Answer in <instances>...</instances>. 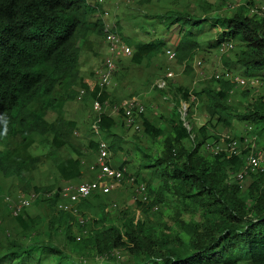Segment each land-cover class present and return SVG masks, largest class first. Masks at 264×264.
I'll list each match as a JSON object with an SVG mask.
<instances>
[{
	"label": "trees",
	"instance_id": "trees-1",
	"mask_svg": "<svg viewBox=\"0 0 264 264\" xmlns=\"http://www.w3.org/2000/svg\"><path fill=\"white\" fill-rule=\"evenodd\" d=\"M151 1L136 0L139 5ZM228 2L216 0L215 10H222ZM263 9L264 0H247L225 16H212V22L190 11L168 10L154 16L167 38L146 43L124 38L132 50L130 62L147 67L162 53L173 32L177 39L173 50L176 64L187 65L197 51L217 50L221 44L230 43L231 58L220 55L225 71L244 79H259L264 71ZM98 10L86 0H0V143L7 147L0 148V179H14L20 194H39L34 204L42 205L44 210V215H38L37 211L21 209L12 218L18 234L29 240L42 225L48 234L61 235L73 254L88 257L92 263L107 264L103 261H112L113 253L122 251L132 264H264V173L248 175L243 193L237 182L229 184L227 178L239 170L242 155L200 153L205 151L206 143H227L224 137L233 122L247 123L264 133L263 97L236 110L230 101L237 85L223 78L202 80L196 91L185 87L168 90L172 106L166 118L160 116L159 128L140 118L142 134L160 142L154 154L136 150L133 178L143 184L146 201H136L135 206L142 215L157 206L168 207L170 213L157 228L127 216V209L119 212L112 224L101 202L95 206L98 216L87 228L85 213L92 209L91 201L97 200V194L80 200L76 215L56 209L60 202L56 193L40 198L58 189L59 182L93 180L88 174L95 153L92 136L86 134L83 142L76 141L75 122L60 114L65 103L76 101V89L80 90L78 102L83 105L96 96L97 87L88 89L87 80L79 76L77 43L89 35L102 36L101 20H86ZM248 91L244 89L241 95L247 96ZM107 98L103 90L98 101L103 103ZM180 102L203 114L206 124L195 127L186 110L187 131L180 120ZM47 114L56 116L47 122ZM96 119L100 136H111L116 142V136L110 133L114 120L101 114ZM13 144L25 151L36 144L45 152L43 156L13 162L9 150ZM108 149L116 153L111 144ZM41 159L49 166L51 183L45 186L33 184L32 164ZM124 165L118 163L115 167ZM77 234L80 237L75 239ZM30 243L39 250L34 252L14 239L8 241V248L0 253V264H41L43 257L70 264L47 241Z\"/></svg>",
	"mask_w": 264,
	"mask_h": 264
},
{
	"label": "rangeland",
	"instance_id": "rangeland-1",
	"mask_svg": "<svg viewBox=\"0 0 264 264\" xmlns=\"http://www.w3.org/2000/svg\"><path fill=\"white\" fill-rule=\"evenodd\" d=\"M89 4H95L99 10L98 14L87 16L86 19L89 21H94L95 19H101L102 22L107 24H117L120 27V34L124 38H128V40L132 41V43L141 42L146 43L152 40L163 39L167 37L162 33L161 27L157 24L149 25L150 22L155 23L153 20H150V15L154 13L163 14L168 10H180L183 9L185 11H190L191 14L197 18H212L215 15V1L216 0H183L180 2H174L170 0H165L160 3H152L149 5H138L136 0H86ZM247 0H229V7L224 4L222 10L218 11L216 15L225 16L228 12H231L237 7V5L246 2ZM258 5H261L260 1H255ZM206 6H209L207 8ZM207 8V9H206ZM90 38V42H79L80 51H79V62H78V70L83 72V67L92 62H98L101 55H103V45L101 42V38L93 35L88 36ZM88 38V39H89ZM87 39V40H88ZM168 42L174 43L176 41L175 34L172 32L169 34L167 39ZM230 44V43H228ZM232 46V44H230ZM171 47L167 46V49ZM167 49L163 52L153 63V65L144 69L143 67H136L131 65L129 58L125 56H118L115 65H114V77H112L111 83L105 86L104 89L108 92L109 101L112 104L118 105L122 102L130 99L131 97L136 98L140 104L143 106L144 113H147L148 118L150 120H162L161 117L166 116L169 113L171 102L162 99L158 94L154 93L151 89L152 84L155 81L162 79L163 77H168L169 87L173 86H185L190 88H195L200 80L201 76L203 78H207L213 74H218L221 67L220 54L227 55L231 58V48L230 52H223L215 50V51H205V52H197L194 55L190 68L192 71L191 77L183 74L182 66L177 65L173 59L167 60L166 57ZM93 56H90V54ZM166 55H165V54ZM199 62L198 66L195 63ZM195 67V68H194ZM88 68V67H87ZM96 64L92 67V69H96ZM80 75V74H79ZM92 84V83H91ZM249 89L247 96H242L241 92L244 89ZM262 96L264 101V73L263 77L257 81L252 87L250 86H237L233 89L231 95L232 106L236 108V110H241L244 108L249 102L253 99ZM107 102V103H108ZM109 106V104H108ZM187 106V114H192V107L188 108ZM197 111V110H196ZM105 112H108V108H105ZM96 112L91 108V103H87L83 105L79 103L76 99L74 102H67L62 108L61 114L66 118L71 119L75 122L76 129L74 132V137L76 141H84L82 137L88 134L89 124L92 121V118ZM198 112H194L191 119L194 122V125L203 124L205 119L201 117ZM55 114L46 115L45 120L47 122L52 121L55 118ZM161 116V117H160ZM116 119V117H114ZM185 120V119H184ZM187 120V119H186ZM185 120V121H186ZM187 122V121H186ZM117 126L115 132L120 136L121 139L128 138L132 140L133 144H124V143H115L110 139H106L104 142L107 144H111L112 147L117 152L116 154H110L109 163L110 165H116L118 161H124L125 163V172L122 181L112 186L113 189L106 195H97V200L91 201L92 209L89 210L88 213H85V219L88 223L86 224L87 228H91L92 219L98 216V210H96L95 206L97 203L101 202L106 207V211L111 218L112 224H114V219H116L117 214L125 209L128 211V215H133L134 218H139L145 222V224L152 228H157L159 223L163 221L165 216L170 213L171 210L165 206H157L154 210L152 209L146 215L139 214L135 202L139 201L141 197V191L137 188L141 184V182L136 179L134 181L133 174L137 167V159L138 155L136 150L142 149L141 151L147 154H154L158 151V143L155 141L153 144H150V141L145 136H141L140 133H132V129L126 128L122 126V121L120 118L116 120ZM120 127V128H119ZM141 132V131H140ZM208 134L212 135L213 131L209 128ZM230 138L233 137L235 141H241L243 139H251L253 140V144H248L247 148L241 150L243 147L240 146L239 149L242 151V160L244 159V154L246 155L249 151L258 152L261 159L264 161V133H258L254 127L249 124H245L243 122H235L231 129L226 133ZM118 140V139H117ZM122 141V140H121ZM14 145V144H13ZM221 145V144H216ZM239 145V144H235ZM253 145V146H252ZM222 147V146H221ZM1 149H6L5 143H0ZM11 158L13 162H19L21 160H27L36 158V156H43L45 150L41 149L38 145H33L28 150H23L18 146H10L9 147ZM140 151V150H139ZM200 153L202 155H208L209 153L201 150ZM87 154V153H86ZM111 157V158H110ZM91 158V155H90ZM121 159V160H119ZM43 161V162H42ZM32 175L34 178V185L37 186H45L51 183L50 175H49V166L46 164V160L41 159L39 162H35L32 164ZM144 172L140 173V176L143 177ZM233 172L229 173L227 178L229 184L234 183V179L232 178ZM87 180V179H82ZM78 180L77 182H59V187L64 186L66 184H81L86 181ZM79 181H82L79 183ZM248 182V178H244L243 180L237 182L240 186L242 192H245V187ZM155 184V183H154ZM19 195L18 188L16 186V182L14 179H0V253H2L6 248H8V241L14 239L17 242L24 244V246L30 247V249H34V252L39 250L38 246H35V243L31 244L30 242L42 243L47 241L51 246L57 247L62 253L63 258L69 259V263H79V264H101V263H92L88 262V257H80L78 254H73L68 247L65 246L62 240L61 235L48 234L42 225L37 227V230L33 235L30 236L29 240L25 236H20L14 227V222L12 218L14 217L13 209H11V203L14 202ZM5 198L9 201L6 202ZM40 198H46L45 196H40ZM90 199H96L90 198ZM166 201L169 202V198L165 197ZM242 199L244 197L242 196ZM33 202H29L26 207L30 210L31 213H35L37 211L38 215H44V210L42 205H35ZM84 219V218H83ZM110 224V223H109ZM44 225V224H43ZM80 236L75 235V239ZM45 244V243H44ZM112 261L105 260L108 262L107 264H132L131 258H129L125 252L116 251L112 255ZM41 264H66L63 260L59 261L55 258L43 257L41 258ZM82 260H85L86 263H82ZM103 264V263H102Z\"/></svg>",
	"mask_w": 264,
	"mask_h": 264
},
{
	"label": "built area",
	"instance_id": "built-area-1",
	"mask_svg": "<svg viewBox=\"0 0 264 264\" xmlns=\"http://www.w3.org/2000/svg\"><path fill=\"white\" fill-rule=\"evenodd\" d=\"M227 6L229 7L228 3ZM106 45L108 50V56L104 58L103 61V69L100 73L99 77L97 78V86L99 90L106 86L110 78L112 76L113 71V56L116 54L121 55H128L130 53L129 49L125 47L114 34H107L106 37ZM232 46L228 43H223L220 45L218 50L223 53L230 50ZM173 57V54L170 53L168 55V59H171ZM214 79L223 78L224 80H228L238 86L245 87L250 86L252 87L255 83L257 84V80L255 79H249V80H243V79H237L236 77H233L228 72L218 73L213 75ZM156 88L161 89L165 86V81L158 80L153 84ZM99 96V92L96 94L95 99L92 103V108L94 110L99 109V103L97 101ZM120 109L122 110V116H123V124L126 128L133 127L135 130H138V127L133 123V112L136 114H142L143 113V106L134 98L123 102L120 105ZM187 107L185 104H180L179 107V114H180V120L182 121V125L188 130L187 122L184 120L186 115ZM91 133L95 137H99V131L98 128L93 125ZM228 139V138H227ZM229 141L225 143L224 145H216V143H206L204 145V149L208 150L212 154H218L222 153L226 155V157H235L239 156L242 151L247 148L248 144H253V140L251 139H243L241 141H235L233 139H228ZM223 144V143H220ZM235 144H239L238 146ZM243 147L241 150L239 149L240 146ZM222 146V147H221ZM253 146V145H252ZM107 153L105 144L102 141H98L97 143V157L95 159V162L90 167V170H94L95 172V178L94 181L91 183H81L77 186H70L66 185L61 188V190L58 192V197L60 199V202L56 205L57 210H62L64 212H70L74 213L75 210L73 208V204L78 201V199L87 197L92 191L99 190L101 193L105 194L107 193L110 188L111 184L117 183L121 180L123 176V170H118L112 168L108 162L106 161ZM257 173H264V161L261 159L258 152L249 151L246 155L244 154V159L242 160V164L239 168V170L234 173L232 178L235 182H239L246 178L248 175H254ZM137 188H139V191H141V197L139 198L140 202H145V195L143 192V186L139 185ZM36 199L35 194H29L27 196H18L14 202L11 203V209H13V215H17L22 208H26L29 204V202H32ZM6 202L9 201L7 198H5ZM156 209L155 207L153 208ZM79 223H82L81 220H79Z\"/></svg>",
	"mask_w": 264,
	"mask_h": 264
},
{
	"label": "crops",
	"instance_id": "crops-1",
	"mask_svg": "<svg viewBox=\"0 0 264 264\" xmlns=\"http://www.w3.org/2000/svg\"><path fill=\"white\" fill-rule=\"evenodd\" d=\"M163 1H165V0H160L158 3H160V2H163ZM170 1H173V0H170ZM180 1H183V0H179V1H177V2H180ZM174 2H176V1H174ZM152 3H157V2H155V0H152L149 4H152ZM149 4H147V5H149ZM139 5V4H138ZM140 6H142V5H140ZM180 10H183V9H180ZM264 10V9H263ZM177 11H179V10H177ZM218 11H220V10H216V13L218 12ZM251 11H253V10H251ZM250 12V11H249ZM216 13H215V15L214 16H219L220 17V15H216ZM156 15H161V14H158V13H154V14H152V15H150V20H153L155 23H153V22H150V24L149 25H153V24H157V20L154 18V16H156ZM92 16V15H91ZM202 18H205V17H202ZM202 18H200V19H202ZM206 19H208V20H210L211 22L214 20V19H211L210 17L209 18H206ZM101 20V19H100ZM103 25H104V27L105 28H109V27H111V26H113V30L112 31H115L117 34H119V36L122 38V41H124V37H122L121 36V34H120V29H118L117 27H116V25L117 24H107V23H104L103 22ZM159 27H161V25H159V24H157ZM119 27V26H118ZM120 28V27H119ZM118 29V30H117ZM161 30H162V33H164V35H166L165 34V32L163 31V28L161 27ZM89 37H87L83 42H80V44L81 43H84V42H90V38L88 39ZM101 38V42H102V45H103V55H101V57H100V60H99V64H98V62L96 63V62H94V63H92L93 62V60H92V62H90L87 66H86V64L84 65V69H83V72H80L79 71V76L80 77H82L83 79H85V80H87L86 82H85V84H87V86H88V89H90V90H93L96 86H95V82H96V80H97V78H98V76H99V74H100V72H101V70H102V67H103V57L105 56V54H106V48H105V45H104V39H103V37H100ZM165 38H167V37H165ZM176 38V37H175ZM88 39V40H87ZM125 39H128V38H125ZM164 39V38H163ZM176 41H177V39H176ZM176 41L174 42V43H172V42H168V41H166L165 42V48L163 49V51H162V53L163 52H165L164 50L165 49H167V46H170L171 47V49L170 48H168L167 49V54L169 53H173V55H174V52H173V50H174V44L176 43ZM79 44V45H80ZM205 51H207V50H203V51H197V52H205ZM209 51H215V49L214 50H212V49H209ZM196 52V53H197ZM161 53V54H162ZM196 53L194 54V55H196ZM160 54V55H161ZM165 54V53H164ZM168 54V55H169ZM159 55V56H160ZM166 55V54H165ZM167 55V56H168ZM221 55V54H220ZM90 56H93V54L91 53L90 54ZM159 56H157L154 60H152L151 61V63L147 66V67H143L144 69H148V68H150L152 65H153V63L155 62V60L159 57ZM129 57V56H128ZM194 57V56H193ZM193 57H192V59H193ZM166 59H167V57H166ZM192 59L188 62V64L186 65L185 63H182V64H177V65H179V66H183L182 68V71H183V74H185V75H187V76H189V77H191V75H192V71H191V68H190V63H191V61H192ZM220 59V58H219ZM116 60H117V58H115L114 59V65H115V62H116ZM168 60V59H167ZM129 61H130V58H129ZM173 61H174V59H173ZM175 62V61H174ZM96 64V69H92V67L94 66ZM131 65H133L132 63H130ZM200 63L199 62H197V63H195V65L196 66H198ZM133 66H135V65H133ZM188 67L189 68V71H187V72H185V67ZM88 67V68H87ZM136 67H138V66H136ZM186 67V68H187ZM220 69V71H218V73H223V72H225V69L223 68V66L221 65V67L219 68ZM114 72V71H113ZM263 73H264V71L262 72V77H263ZM231 74V73H230ZM233 77H236L237 79H243V80H249V79H244V78H241V77H239V76H237V75H235V74H231ZM112 77H114V74L112 73V76H111V79H110V81H109V84L111 83V80H112ZM262 77H260L259 79L258 78H255L257 81L258 80H260L261 81V79H262ZM208 78V77H207ZM207 78H203V76H201V78H200V80L198 81V84H197V86L195 87V88H188V87H185V86H173V87H169V83H167L168 82V77L167 78H165V82H166V86H165V88H163V89H160V90H152L154 93H156V94H158L160 97H162V99H164V100H166V101H170L171 102V106H172V101H171V93L170 92H168V90H173L174 88H178V87H185V88H187L188 90H198L199 89V87H200V85H201V82H202V80H205V79H207ZM254 79V80H255ZM92 83V84H91ZM77 90V92H79V90L78 89H76ZM247 90H249V89H247ZM104 91L107 93V101H104L103 103H100V108L98 109V110H94V112H96L95 114H94V116H93V118L96 116V115H104V116H106V117H108V118H112L113 120H114V125H113V127L110 129V133L112 134V135H114V136H116V138L118 139H116V142L115 143H124V144H133L132 143V140H130V139H128V138H123V139H121L120 138V136L119 135H117L116 134V132H115V129H116V127H118L117 126V123H116V120H117V118H120L121 119V121L123 120V116H122V111H120V110H117L119 107H120V104H118V105H115V104H112V103H109L108 102V100H109V96H108V92L106 91V89H104ZM158 91H163L164 92V94H162V96L159 94V92ZM79 95H77V101L79 100ZM190 100H192V97H190ZM74 102V101H73ZM108 102V103H107ZM89 104L91 103V102H88ZM183 102H180L179 103V105L180 104H182ZM108 104H109V106H108ZM183 104H185V103H183ZM85 105V104H84ZM186 105V104H185ZM105 108H108V112H105ZM170 109H171V107H170ZM170 111V110H169ZM145 111H144V109H143V113L142 114H136V113H134L133 112V123L136 125V126H138V130H136V132H134L135 131V129L133 128V127H131V128H129V129H132L133 131H132V133L134 132V133H140V135H141V133H142V131H141V128H140V118L141 119H143V120H145L149 125H151V126H153L154 128H159L161 125H162V120H158V122H157V120H155L154 119V121L153 120H150L149 118H148V115H147V113H144ZM194 112H198V111H196V110H192V114L190 115V120L192 121L193 119H191V117H192V115H193V113ZM199 113V112H198ZM169 114V113H168ZM167 114V115H168ZM199 114H201V113H199ZM199 114H197L196 116H198ZM167 115L166 116H164L163 118H166L167 117ZM201 117H203L205 120V122L203 123V124H206V118H205V116L203 115V114H201L200 115ZM114 117H116V119L114 118ZM93 118H92V120H93ZM235 122H233L232 123V126H233V124H234ZM192 124L194 125V122L192 121ZM203 124H197V125H194L195 127H200V126H202ZM122 126H123V124H122ZM88 128H89V131H91V129L90 128H92V121H91V123L89 124V126H87ZM120 128V127H119ZM208 130H209V128H208ZM141 131V132H140ZM208 132V131H207ZM88 134H89V136L91 135L90 134V132H88ZM92 136V135H91ZM141 136H145L144 134H142ZM146 138H148L147 136H145ZM92 138H93V136H92ZM106 139H110V141H111V136L110 137H107V138H105V140ZM122 140V141H121ZM148 140L150 141V144H153L155 141L159 144V140L157 139V140H154V141H151L149 138H148ZM183 144H188V142H186V141H184L183 142ZM117 153V152H116ZM116 153H114V154H116ZM119 160H121V159H119ZM118 163H126V160H122V161H118L117 163H116V165L115 166H117V164ZM124 167H125V165H124ZM124 170H125V168H123Z\"/></svg>",
	"mask_w": 264,
	"mask_h": 264
},
{
	"label": "clouds",
	"instance_id": "clouds-1",
	"mask_svg": "<svg viewBox=\"0 0 264 264\" xmlns=\"http://www.w3.org/2000/svg\"><path fill=\"white\" fill-rule=\"evenodd\" d=\"M87 20V19H86ZM89 21V20H88ZM101 22H102V20H101ZM113 30V26H111V27H109V28H105L104 27V25H103V22H102V36L101 37H103V39H104V45H105V48H106V54H105V56L103 57V61H104V58H106L109 54H108V50H107V45H106V37H107V34H114V35H116L117 36V38L119 39V41L125 46V47H127L128 49H129V51H130V53L128 54V55H121V54H116L115 56H113V71H114V59L115 58H118V56H125V57H127V56H131V54H132V50H131V47H128L125 43H124V41H122V38L119 36V34H117L115 31H112ZM94 36V35H93ZM88 36H86L84 39H82V40H79V42H83L86 38H87ZM79 42L77 43V46L79 47ZM173 54V53H172ZM167 59H168V56H167ZM172 59H174V55H173V57L171 58V59H168L169 61L170 60H172ZM102 69H103V67H102ZM113 71H112V73H113ZM101 72H102V70H101ZM100 72V73H101ZM216 74V73H215ZM100 75V74H99ZM214 75V74H213ZM213 75H211V76H209V77H212L213 78ZM99 77V76H98ZM208 77V78H209ZM165 78H167V76H165V77H163L162 79L165 81ZM111 79V78H110ZM162 79H159V80H162ZM158 81V80H157ZM157 81H155V82H157ZM154 82V83H155ZM109 84V83H108ZM107 84V85H108ZM106 85V86H107ZM95 86L97 87V92H96V94L99 92V95H100V93L104 90V88H105V86L103 87V88H101L100 90H99V88H98V86H97V80H96V82H95ZM165 86H166V82H165ZM165 86H164V88H165ZM238 86V85H237ZM152 88H156L153 84H152V86H151V89ZM157 90H160V89H158V88H156ZM161 89H163V88H161ZM248 89V88H247ZM79 93H80V90H79V92H78V95H79ZM96 97V96H95ZM99 97V96H98ZM132 98H134V97H131L130 99H132ZM95 99V98H94ZM93 99V100H94ZM130 99H128V100H130ZM134 99H136V98H134ZM93 100L91 101V108H92V103H93ZM128 100H126V101H128ZM137 100V99H136ZM97 101H98V99H97ZM126 101H124V102H126ZM138 101V100H137ZM139 102V101H138ZM98 103H99V101H98ZM123 103V102H122ZM121 103V104H122ZM140 103V102H139ZM120 104V105H121ZM99 105H100V103H99ZM180 107V106H179ZM187 107V106H186ZM99 108H100V106H99ZM93 109V108H92ZM94 110V109H93ZM117 110H120V111H122L121 109H120V107L117 109ZM97 116H99V115H96L95 117H97ZM94 117V118H95ZM94 118H93V120H92V126L93 125H95L96 126V121H97V119L94 121ZM122 124H123V120H122ZM123 126H124V124H123ZM183 126V125H182ZM97 127V126H96ZM125 127V126H124ZM138 127V126H137ZM184 127V126H183ZM187 127H188V130H189V123H188V121H187ZM185 128V127H184ZM91 130H92V128H90ZM186 129V128H185ZM187 130V129H186ZM187 130V131H188ZM98 131H99V129H98ZM136 131V130H135ZM90 134L93 136V141H94V143H95V153L93 154V160H92V164L95 162V159H96V157H97V143H98V141H102L104 144H105V148H106V153H107V158H106V161L108 162V164L110 165V163H109V156H110V154H111V151H109V149H108V145L109 144H107L106 145V143L104 142L105 141V139H103L101 136H100V131H99V137L97 138V137H95L92 133H91V131H90ZM190 138H192L191 136H190ZM224 138H228V139H232V138H230L229 136H225ZM83 140V139H82ZM213 143H216V144H220V143H222V140H220V141H218V142H213ZM221 145H224V144H221ZM203 149H204V147H203ZM205 150V149H204ZM205 151H207L209 154H212V153H210L208 150H205ZM113 154V153H112ZM111 158V157H110ZM92 164H90L89 165V167H88V174L89 175H92L93 176V180L92 181H94V178H95V172H94V170H90V167L92 166ZM111 166V165H110ZM112 168H114V169H118V168H116L114 165H112L111 166ZM118 170H123V176H124V172H125V170L123 169V168H120V169H118ZM123 176H122V178H121V180L120 181H122V179H123ZM92 181H90V182H85V183H91ZM119 181V182H120ZM75 182H77V181H75ZM80 182H82V181H79V183ZM119 182H117V183H119ZM63 183H67V182H63ZM117 183H114V184H111V188H110V190L107 192V193H109L110 191H111V189H113L112 188V186H114L115 184H117ZM66 185H68V184H66ZM66 185H64V186H66ZM70 186H77V185H79V184H76V185H72V184H69ZM64 186H61V187H59L58 189H53L52 191H50L49 193H47V194H43L42 196H45V197H50V195H52L53 193H56L57 194V197H58V192L61 190V188L62 187H64ZM143 186V185H142ZM107 193H105V194H103V193H101L99 190H94V191H92L87 197H85V198H81V199H78V201L76 202V203H74L73 204V208H74V210H75V212L74 213H71L72 215H76L77 214V210H76V204L80 201V200H83V199H88V197L89 196H91V195H94V194H97V195H106ZM29 194H32V193H29ZM29 194H27V195H29ZM27 195H23V194H20L19 193V195L18 196H27ZM17 196V197H18ZM39 198V194L38 195H36V199L35 200H33L32 202L34 203L37 199ZM59 198V197H58ZM60 200V199H59ZM23 209V208H22ZM70 213V212H69ZM14 216H16V215H14Z\"/></svg>",
	"mask_w": 264,
	"mask_h": 264
},
{
	"label": "bare ground",
	"instance_id": "bare-ground-1",
	"mask_svg": "<svg viewBox=\"0 0 264 264\" xmlns=\"http://www.w3.org/2000/svg\"><path fill=\"white\" fill-rule=\"evenodd\" d=\"M219 51V50H218ZM229 52V51H228ZM185 63V62H184ZM183 67V66H182ZM186 68V67H185ZM195 68V67H194ZM62 212V211H61ZM102 258V257H101Z\"/></svg>",
	"mask_w": 264,
	"mask_h": 264
}]
</instances>
